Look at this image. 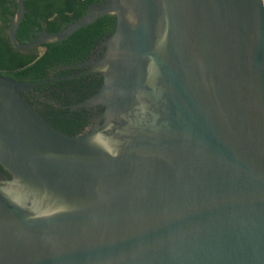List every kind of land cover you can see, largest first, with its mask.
<instances>
[{"label": "water", "instance_id": "water-1", "mask_svg": "<svg viewBox=\"0 0 264 264\" xmlns=\"http://www.w3.org/2000/svg\"><path fill=\"white\" fill-rule=\"evenodd\" d=\"M25 1L21 51L116 26L77 135L0 76V264H264V0H104L21 43Z\"/></svg>", "mask_w": 264, "mask_h": 264}, {"label": "trees", "instance_id": "trees-1", "mask_svg": "<svg viewBox=\"0 0 264 264\" xmlns=\"http://www.w3.org/2000/svg\"><path fill=\"white\" fill-rule=\"evenodd\" d=\"M104 0H26V14L17 37L31 41L40 30L59 32L82 18L92 4ZM15 0H0V76L19 82L49 81L22 95L49 124L68 135H77L90 124L89 110L71 107L93 95L102 79L98 75H73L115 29L116 17L106 15L66 40L45 44L28 51L16 49L8 30L16 13ZM0 172L6 173L0 166Z\"/></svg>", "mask_w": 264, "mask_h": 264}, {"label": "flooded vegetation", "instance_id": "flooded-vegetation-1", "mask_svg": "<svg viewBox=\"0 0 264 264\" xmlns=\"http://www.w3.org/2000/svg\"><path fill=\"white\" fill-rule=\"evenodd\" d=\"M77 75H79V74H77ZM77 75H73V77H66V78H76V76ZM82 76V75H81ZM80 77V76H79ZM100 110H102V109H98V110H89V121L91 122V120H92V118L98 113V112H100ZM86 128V127H85ZM84 128V129H85ZM83 129V130H84ZM0 175H2L3 177H6L7 176V174L6 173H4V172H0Z\"/></svg>", "mask_w": 264, "mask_h": 264}]
</instances>
